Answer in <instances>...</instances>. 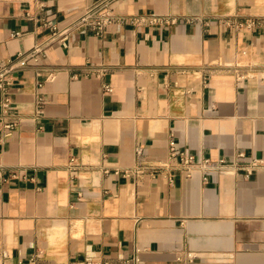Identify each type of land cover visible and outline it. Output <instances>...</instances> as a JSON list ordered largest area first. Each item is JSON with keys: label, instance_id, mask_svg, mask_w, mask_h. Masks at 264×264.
<instances>
[{"label": "crops", "instance_id": "crops-1", "mask_svg": "<svg viewBox=\"0 0 264 264\" xmlns=\"http://www.w3.org/2000/svg\"><path fill=\"white\" fill-rule=\"evenodd\" d=\"M99 1L0 0V62ZM113 7L0 88V264H264V0Z\"/></svg>", "mask_w": 264, "mask_h": 264}, {"label": "built area", "instance_id": "built-area-1", "mask_svg": "<svg viewBox=\"0 0 264 264\" xmlns=\"http://www.w3.org/2000/svg\"><path fill=\"white\" fill-rule=\"evenodd\" d=\"M116 0H100L96 4L87 7L84 12L77 18V20L65 29H60L57 25L51 26L52 34L48 40L43 43L36 45L32 50L27 52H21L18 58L15 60H9L0 62V88L5 93H8V89L12 84L13 73L18 68H25L29 65L30 61H40L46 54V49L49 45L55 42L57 39L62 41L66 40L71 32L76 28L85 27L92 30L96 35L101 36L105 30L111 26L115 21L119 20L118 14L115 12L113 4ZM102 72V71H101ZM52 74V73H51ZM42 86V84H39ZM107 91H112L111 86L106 87ZM42 99L40 97L39 103L42 105ZM8 99L6 103L8 105ZM40 110L41 106H40ZM138 152H142L141 149ZM173 153L177 151L173 149ZM181 160L188 169L193 168L192 166H198L204 170H219L226 172L228 167L231 165L225 160L220 159L217 162H213L210 159H202L197 161L195 156L181 153ZM77 163L76 158H72L70 166L75 168ZM251 168H264V158H254L249 165ZM70 264H109V262L98 260L95 258H87L85 260L74 261Z\"/></svg>", "mask_w": 264, "mask_h": 264}]
</instances>
